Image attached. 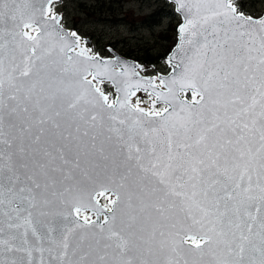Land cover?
Listing matches in <instances>:
<instances>
[{"label":"snow or ice","instance_id":"6c2138e0","mask_svg":"<svg viewBox=\"0 0 264 264\" xmlns=\"http://www.w3.org/2000/svg\"><path fill=\"white\" fill-rule=\"evenodd\" d=\"M62 6L0 0V264H264V13L172 0L145 75Z\"/></svg>","mask_w":264,"mask_h":264},{"label":"rangeland","instance_id":"374dc122","mask_svg":"<svg viewBox=\"0 0 264 264\" xmlns=\"http://www.w3.org/2000/svg\"><path fill=\"white\" fill-rule=\"evenodd\" d=\"M57 10L61 23L75 31L93 53L102 58L114 52L129 57L146 70L164 72V60H145L151 54L156 60L168 50L176 38L175 14L165 15L172 8L168 0H60ZM253 15L264 12L261 0H242ZM146 19H143L145 18ZM174 27V29H173ZM173 43L172 47L174 46ZM171 47V48H172ZM171 50V49H170Z\"/></svg>","mask_w":264,"mask_h":264},{"label":"trees","instance_id":"16d2710c","mask_svg":"<svg viewBox=\"0 0 264 264\" xmlns=\"http://www.w3.org/2000/svg\"><path fill=\"white\" fill-rule=\"evenodd\" d=\"M164 14L167 15V16L170 15V14H174V13H173V9L170 8L169 10L165 11ZM143 19H146V17L143 18ZM173 29H174V27H173ZM174 42H175V39H174L173 43H174ZM173 43L170 45V47L168 48V50L162 55V57H161V55H160L159 57L156 58V60H154V58H153V56H152L151 54H147V55L144 57V59H145V60H149V61H151V62H153V63L156 62V61H158V60H160V59H161V61H163V60L165 59L167 53H168L169 50L171 49Z\"/></svg>","mask_w":264,"mask_h":264},{"label":"water","instance_id":"95a60500","mask_svg":"<svg viewBox=\"0 0 264 264\" xmlns=\"http://www.w3.org/2000/svg\"><path fill=\"white\" fill-rule=\"evenodd\" d=\"M172 2V0H169ZM66 29V28H65ZM112 58V57H111ZM113 58H119L121 59L122 61H126L129 65L133 64V63H136L134 60L130 59V58H126L122 55H119L118 53H114V57ZM137 64V63H136Z\"/></svg>","mask_w":264,"mask_h":264}]
</instances>
